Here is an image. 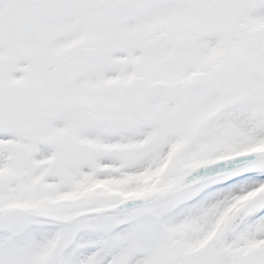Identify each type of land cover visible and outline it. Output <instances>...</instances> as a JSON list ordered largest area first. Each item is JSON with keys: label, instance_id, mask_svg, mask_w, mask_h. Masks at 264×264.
Returning a JSON list of instances; mask_svg holds the SVG:
<instances>
[{"label": "snow or ice", "instance_id": "6c2138e0", "mask_svg": "<svg viewBox=\"0 0 264 264\" xmlns=\"http://www.w3.org/2000/svg\"><path fill=\"white\" fill-rule=\"evenodd\" d=\"M0 264H264V0H0Z\"/></svg>", "mask_w": 264, "mask_h": 264}]
</instances>
